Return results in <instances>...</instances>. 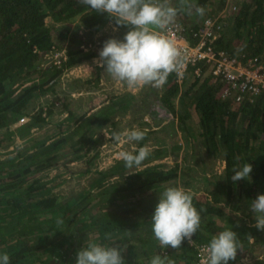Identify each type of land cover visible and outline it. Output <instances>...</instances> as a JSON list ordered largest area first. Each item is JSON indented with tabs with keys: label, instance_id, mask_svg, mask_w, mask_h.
<instances>
[{
	"label": "trees",
	"instance_id": "1",
	"mask_svg": "<svg viewBox=\"0 0 264 264\" xmlns=\"http://www.w3.org/2000/svg\"><path fill=\"white\" fill-rule=\"evenodd\" d=\"M219 1L223 6L230 0ZM209 2L195 0V4L201 7ZM47 17L52 18L55 28L59 22L77 18L79 27L85 30L71 33L70 44L65 47L67 60L64 68L98 56L95 48H90L97 46L98 42L88 36L103 26L118 29V35L112 38L121 40L129 30L127 26H116L106 14L91 12L76 0H0V129L9 128L22 115H28L29 120L24 124L28 127L45 121L42 110L30 116L26 109L32 98L55 91L54 82L63 71L53 64L44 66L45 55L52 46L59 47L53 41L55 29L46 22ZM220 17L223 31L215 41L216 48L225 49L241 60L252 56L264 58V0H231L228 15ZM228 19L230 28L225 32ZM184 25L191 29L197 26ZM95 67L94 76L89 81L97 83L102 68ZM222 87L223 83L211 75L194 79L179 96L181 105L185 96L188 98L189 106L184 105L190 108L183 113H178L174 105L180 85L173 76H168L159 94L157 107L170 112L180 122L195 113L198 135L206 153H221L224 160L223 174L210 182L212 188L207 197L192 195V203L200 212L201 224L192 236L193 245L187 239L182 242L180 256H175L169 249L164 251L152 238L151 215L158 202L145 200V194L151 188L167 184L176 177V164L166 168L162 164L147 166L144 160L140 168L128 169L122 160H118L109 168L96 172L95 180L99 186H102L100 181L113 179L109 187L115 186L121 192H137L134 202L125 201L122 203L125 207H119V210L109 207L108 203L117 200L103 198V189L83 188L77 195L63 201L58 195L48 194L46 184L36 177V174L57 165L60 148L68 144L61 134L29 154L27 160H22V151H18L16 157L0 159V253L7 252L10 264H60L50 257L54 243L60 244L66 236L76 233L79 246L85 243L84 247L89 242L109 245L111 241L105 239V234L109 233L115 240L110 246L120 245L123 248L121 255L126 256L128 264L135 261L134 252L138 247L142 258L132 264H148L155 255L167 258L173 264H195V244L209 243L213 235L223 231L220 230V219H225V210L219 203L231 205L235 202L243 218L255 223L254 213L250 210L251 200L264 194V93H259L251 101L236 102L221 96ZM107 119L96 112L80 118L78 125H86L91 132L92 126L106 123ZM88 131L85 130L72 146L76 153L94 142L88 137ZM5 133L6 137H11L9 130ZM245 163L252 165L250 180L234 182L231 179L233 167L239 168ZM120 196L119 200H125L126 196ZM248 229L251 230L250 237L261 231L254 225ZM239 239L244 240L243 237ZM258 241L253 244L258 245ZM239 247L238 244L236 259L228 264H236L249 250L241 251ZM130 252L132 254L128 257ZM66 264H75V259ZM253 264H264V256Z\"/></svg>",
	"mask_w": 264,
	"mask_h": 264
},
{
	"label": "rangeland",
	"instance_id": "2",
	"mask_svg": "<svg viewBox=\"0 0 264 264\" xmlns=\"http://www.w3.org/2000/svg\"><path fill=\"white\" fill-rule=\"evenodd\" d=\"M230 2L231 0L222 6L219 0H210L208 5L203 6L205 10L203 16L196 15L194 12L192 14L181 12L176 20H182V23L184 21V24L193 26L198 25L206 16L220 19L222 18L220 16L228 15ZM172 3L175 6L178 0H172ZM229 20L225 23V32L230 28ZM46 22L53 26V30L55 29L53 41L61 48L70 44L71 33L85 32L79 27L77 18L73 21L59 22L55 25L56 28L51 17H47ZM118 33L119 30L111 25L103 26L88 36L98 42L97 46H90V48L92 50L95 48L94 52L98 53L103 42L108 38L116 37ZM96 58L98 56L74 64L71 68L67 67L55 80L53 93L49 92L32 98L26 109L27 113L31 116L39 110L43 111L45 106L42 115L45 117L44 122L34 123L32 127H28L24 125L25 123L21 125L16 120L10 124L9 128L0 129V159L16 157L17 152L22 151V160H27L29 154L46 146L61 134L66 137L68 144L60 148V155L56 159L57 165L36 174V177L39 176L41 182L48 187V194L58 195L63 201H67L80 193L83 188L95 191L103 189V198L107 196L117 200L112 204L108 203L109 207L116 210L119 207H125L122 204L125 201L134 202L137 192H121L117 191L115 186L109 187L113 179L100 181L102 186H99L95 180L96 172L105 170L118 161L119 151H131L133 147L147 146L150 150L149 156L144 161L147 162V166L162 164L166 168L176 164L177 175L167 184L151 188L150 192L145 194V200L158 202L159 194L167 187H179L196 197H207L208 191L212 188L210 182L219 179L223 174L224 160L221 153L215 151L206 153L198 135L199 127L195 113H191L183 123L173 114L172 118H164L165 116L161 115L165 111L157 107L161 87L155 88L149 85L142 88H128L113 80L104 69L100 70L97 83L90 82V78L96 71V64H94ZM47 61L49 57H45L44 63ZM193 80L188 77L180 85L181 95L179 93L174 99L178 113H183L189 106L186 96L182 100V105L179 103L181 102L179 98ZM185 103L188 106L184 105ZM96 112L100 117L108 118V121L92 126L91 132L87 130L86 125H78L80 118L91 116ZM132 129L148 132V134L139 142L125 143L123 133ZM8 130L11 132V137H6L5 132ZM85 130L89 132L88 137L94 142L90 146L85 145L76 153L72 146H75L77 139H81V134ZM114 134L121 135L120 142H114L110 138ZM24 149L27 150L23 151ZM143 166L145 165L141 167ZM96 185L99 187L95 188ZM120 195L126 196L125 200H119ZM219 204L225 210V219H220L222 222L220 230L231 229L237 234L240 250L249 249L236 261V264H253L256 260L263 258L264 231L261 230L260 234L256 233L255 236L250 237L251 230L248 228L255 223L243 218L244 215L235 202L231 205L224 202ZM118 219H120L119 216ZM240 237L244 240L240 241ZM152 238L155 239L154 235ZM79 240L74 233L69 237L66 236L60 244L54 243L53 249L49 252L51 259L54 258L60 264H66L71 259H75L77 251L85 244L79 246ZM255 240H259L258 245L253 244ZM168 249L175 256H180V248L173 249L170 246L163 248L164 251ZM131 254L132 252L128 253V257ZM134 256L133 262H138L142 258L139 247L136 253L134 252ZM122 257L125 261L126 256L122 255ZM125 264L128 263L125 261Z\"/></svg>",
	"mask_w": 264,
	"mask_h": 264
},
{
	"label": "clouds",
	"instance_id": "3",
	"mask_svg": "<svg viewBox=\"0 0 264 264\" xmlns=\"http://www.w3.org/2000/svg\"><path fill=\"white\" fill-rule=\"evenodd\" d=\"M91 12L106 14L116 26H127L123 39L108 38L98 51L94 64L104 69L115 81L128 88L152 86L162 87L172 73L180 74L185 63L183 51L175 41L162 33L170 30L181 13L203 16L204 8L194 0H76ZM146 133L138 129L123 133L125 143L139 142ZM114 142L121 141L120 134L110 137ZM150 154L147 146L133 147L131 151L121 150L117 159L128 169L139 167ZM225 167L227 163L225 162ZM252 165L233 167L231 179L235 182L249 179ZM131 173V172H130ZM250 210L254 213V227L264 231V194L251 200ZM63 223V221H57ZM201 224L200 212L192 203V195L179 188L167 187L160 194L158 203L151 215V231L160 247L178 249L182 242L191 241ZM105 239L111 241V234ZM89 242L76 253L75 264H125L121 255L122 247ZM237 234L225 229L213 235L204 248L203 264H228L237 255ZM0 264H10L7 252L0 253ZM148 264H173L167 258L155 255Z\"/></svg>",
	"mask_w": 264,
	"mask_h": 264
},
{
	"label": "built area",
	"instance_id": "4",
	"mask_svg": "<svg viewBox=\"0 0 264 264\" xmlns=\"http://www.w3.org/2000/svg\"><path fill=\"white\" fill-rule=\"evenodd\" d=\"M222 31V22L210 16L203 18L194 29L185 27L180 20H175L170 30L162 34L175 41L186 59L181 73H172L169 76H173L181 85L188 77L199 79L211 75L223 83L220 92L223 98H231L236 102L251 101L259 93H264V58L252 56L241 60L225 49L216 48L215 41ZM45 57H49V61L45 62L44 66L53 64L66 70L63 67L67 60L65 48L53 45ZM44 111L45 106L43 114ZM161 116L172 118L170 112ZM28 120L29 117L23 115L18 119V123L22 125ZM188 243L193 245V238ZM207 244L208 242L195 244V264H203L204 248Z\"/></svg>",
	"mask_w": 264,
	"mask_h": 264
},
{
	"label": "crops",
	"instance_id": "5",
	"mask_svg": "<svg viewBox=\"0 0 264 264\" xmlns=\"http://www.w3.org/2000/svg\"><path fill=\"white\" fill-rule=\"evenodd\" d=\"M179 144V143H178Z\"/></svg>",
	"mask_w": 264,
	"mask_h": 264
}]
</instances>
